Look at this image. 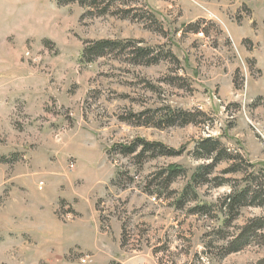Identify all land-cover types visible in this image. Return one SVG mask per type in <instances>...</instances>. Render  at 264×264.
Segmentation results:
<instances>
[{"label":"rangeland","instance_id":"rangeland-1","mask_svg":"<svg viewBox=\"0 0 264 264\" xmlns=\"http://www.w3.org/2000/svg\"><path fill=\"white\" fill-rule=\"evenodd\" d=\"M0 264H264V0H0Z\"/></svg>","mask_w":264,"mask_h":264},{"label":"trees","instance_id":"trees-1","mask_svg":"<svg viewBox=\"0 0 264 264\" xmlns=\"http://www.w3.org/2000/svg\"><path fill=\"white\" fill-rule=\"evenodd\" d=\"M107 45V44H106ZM101 49H102V47H103V45L102 44H100V46H99ZM180 169V168H179Z\"/></svg>","mask_w":264,"mask_h":264}]
</instances>
